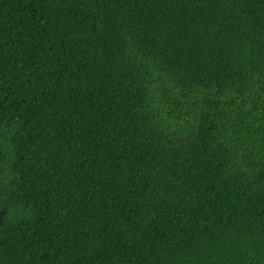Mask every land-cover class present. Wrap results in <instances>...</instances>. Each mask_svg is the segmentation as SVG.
<instances>
[{"label":"trees","instance_id":"obj_1","mask_svg":"<svg viewBox=\"0 0 264 264\" xmlns=\"http://www.w3.org/2000/svg\"><path fill=\"white\" fill-rule=\"evenodd\" d=\"M0 264H264V0H0Z\"/></svg>","mask_w":264,"mask_h":264}]
</instances>
